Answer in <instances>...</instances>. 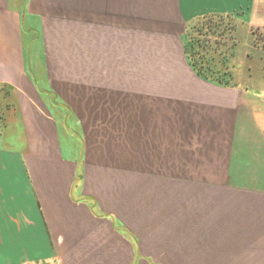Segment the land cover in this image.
Instances as JSON below:
<instances>
[{"label": "crops", "instance_id": "0c3cea01", "mask_svg": "<svg viewBox=\"0 0 264 264\" xmlns=\"http://www.w3.org/2000/svg\"><path fill=\"white\" fill-rule=\"evenodd\" d=\"M257 28L264 0H0V264H264Z\"/></svg>", "mask_w": 264, "mask_h": 264}, {"label": "rangeland", "instance_id": "374dc122", "mask_svg": "<svg viewBox=\"0 0 264 264\" xmlns=\"http://www.w3.org/2000/svg\"><path fill=\"white\" fill-rule=\"evenodd\" d=\"M234 28H235L234 22L231 21L230 19H225L223 17H206V18L198 19L194 24L190 26L189 34H188V37H190V41H191V48L196 52H201L200 54L201 58H196L195 60L197 62L200 61V63L203 66L209 63L213 64L214 61L216 60L215 62V66H216V64H218L217 59H219V57L214 55V53L216 54H219L220 52L223 53L221 48L222 47L226 48L227 46V43L225 42L226 40L230 41L231 44L230 39L234 35ZM247 31L248 34L246 35L247 37L246 39L249 40L251 34L249 32V29ZM254 33L255 35H254L253 43L254 45H259L260 47H262L264 54V30H260L257 28L256 30H254ZM231 47H228L227 51L231 52L230 50ZM217 51L220 52L218 53ZM204 54L208 55V58ZM203 71L206 73L208 77L212 79H216L217 81L218 80L225 81L228 78V80L236 82V78L233 70L219 69V70H203ZM240 73H241L240 78H243L242 74L245 75L244 72L241 71ZM246 75L247 77L244 79V81H248V82L261 81V73L258 74V70H247Z\"/></svg>", "mask_w": 264, "mask_h": 264}, {"label": "trees", "instance_id": "16d2710c", "mask_svg": "<svg viewBox=\"0 0 264 264\" xmlns=\"http://www.w3.org/2000/svg\"><path fill=\"white\" fill-rule=\"evenodd\" d=\"M199 72H200L204 77L209 78L203 70H199ZM228 74H229V73H228ZM218 81H220V80H218ZM221 82H224V83H231V82H234V81H230V80H228V78H227L225 81H221Z\"/></svg>", "mask_w": 264, "mask_h": 264}]
</instances>
